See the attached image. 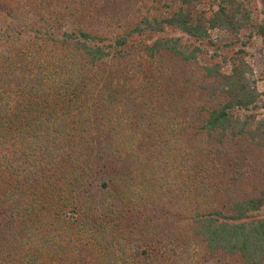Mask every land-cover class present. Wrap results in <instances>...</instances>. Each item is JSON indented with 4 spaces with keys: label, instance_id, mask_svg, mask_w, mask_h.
Segmentation results:
<instances>
[{
    "label": "trees",
    "instance_id": "trees-1",
    "mask_svg": "<svg viewBox=\"0 0 264 264\" xmlns=\"http://www.w3.org/2000/svg\"><path fill=\"white\" fill-rule=\"evenodd\" d=\"M149 1L0 0V264H264V26Z\"/></svg>",
    "mask_w": 264,
    "mask_h": 264
},
{
    "label": "rangeland",
    "instance_id": "rangeland-1",
    "mask_svg": "<svg viewBox=\"0 0 264 264\" xmlns=\"http://www.w3.org/2000/svg\"><path fill=\"white\" fill-rule=\"evenodd\" d=\"M149 8L152 9V15L155 14H161L164 11L168 10V7L173 5V0H150L148 3ZM248 6L252 9L253 11V19L255 21V23H257L259 26L258 28H260V26H264V0H249L247 1ZM217 8V4L214 3L213 0H203V2L201 3V5L198 7V10H215ZM212 35L214 37L221 35L217 30L212 31ZM224 39L226 41H229V37L228 35L225 34ZM240 43L236 44L234 47H231L228 50L229 54H232L233 51L237 50L238 48H240ZM225 48V47H224ZM250 52H251V57L250 60L252 62V64L254 65L255 68V75L256 78H258L259 82V88L261 90V92L263 93V98H264V38L263 37H258L255 36L253 39H251V44H250ZM224 53H227V51H225ZM163 64L166 65H170V60L167 58L166 60H163ZM260 112L262 114H264V109H261ZM242 149H247L248 153L247 155L249 156V158L253 157V165L254 166H259L258 165V160L259 156H264V154L259 153L258 151L255 150V148L251 147L249 148L247 145L242 146ZM253 149V155L250 154V150ZM260 167H262V165H260ZM258 177L256 178L257 181L260 182V180H263L260 177V174L257 175ZM256 177V176H255ZM227 180V179H226ZM243 183L239 182L238 186H242ZM252 189L249 188H245L243 189V194H248L249 191H251ZM208 197H204L203 200H207ZM211 201H215V202H220L221 201V196H216L215 197H211ZM206 202V201H205ZM210 202V201H209ZM184 209L186 210V212L183 213V215L186 216V218L189 216V214L192 213V210L194 209V207H191L190 205H186L184 207ZM181 212V211H180ZM260 215L264 216V206L262 207V209L259 211ZM187 224H188V218H187ZM190 256H193L195 258V260H199L201 261L205 256H204V250L199 248L198 249H192L191 253L189 254ZM207 256V254H206ZM210 259H207L208 263H210L209 261Z\"/></svg>",
    "mask_w": 264,
    "mask_h": 264
}]
</instances>
